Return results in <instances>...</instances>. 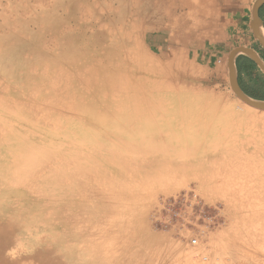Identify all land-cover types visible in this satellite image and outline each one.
I'll return each instance as SVG.
<instances>
[{
  "label": "rangeland",
  "instance_id": "1",
  "mask_svg": "<svg viewBox=\"0 0 264 264\" xmlns=\"http://www.w3.org/2000/svg\"><path fill=\"white\" fill-rule=\"evenodd\" d=\"M255 1L0 0V264H244Z\"/></svg>",
  "mask_w": 264,
  "mask_h": 264
},
{
  "label": "bare ground",
  "instance_id": "2",
  "mask_svg": "<svg viewBox=\"0 0 264 264\" xmlns=\"http://www.w3.org/2000/svg\"><path fill=\"white\" fill-rule=\"evenodd\" d=\"M253 108H255V107H253ZM151 132H152V130H151ZM158 132H159L158 128L153 129V132L151 134V138L154 139ZM35 148H36V145L31 142L30 150L32 151ZM160 156L161 157L159 159V162H157V163H158V165L162 166L161 164L163 161H165V158H164L163 154H161ZM257 172L258 171H256L254 168V171H252V172L250 171V174H247V175L249 176V178H252L254 176H257V174H258ZM163 178H164V175L160 173L158 179L162 181ZM261 183L264 184V181H262ZM230 185L233 186L234 185L233 182ZM254 186L257 187V184H254ZM258 186L260 187V189L262 188V184L261 185L259 184ZM251 189H255V188L252 187ZM260 189L259 188L255 189V191H257L256 192L257 195L255 197L251 196V200L248 204L249 213H248L247 217L244 218L243 225H245V223H247L246 225L261 224L263 226L259 229V232L256 235H254L255 237L253 236L251 239L247 240L246 245L249 248L244 247V249H245L244 251L246 252V256H247L244 264H264V195L263 194L260 195L262 192ZM249 193H251V192H249ZM261 247H262L261 251H258L259 250L258 248H261ZM240 249L241 248H239L238 250L235 251V257L239 263H240V257L239 256L241 254ZM256 249H258V250H256Z\"/></svg>",
  "mask_w": 264,
  "mask_h": 264
},
{
  "label": "water",
  "instance_id": "3",
  "mask_svg": "<svg viewBox=\"0 0 264 264\" xmlns=\"http://www.w3.org/2000/svg\"><path fill=\"white\" fill-rule=\"evenodd\" d=\"M263 4H264V0H256L255 3L253 4L251 27L254 36L259 40V42L264 48V34L261 31L262 20L259 14V10ZM239 54H244L247 57H249L264 74V60L259 55V53L250 47H246V46L238 47L229 53V58H228L229 76H230V83L232 90L234 91L236 96L245 104H248L257 109L264 110V100H258L248 96L243 91V89L241 88L238 82L235 59Z\"/></svg>",
  "mask_w": 264,
  "mask_h": 264
},
{
  "label": "crops",
  "instance_id": "4",
  "mask_svg": "<svg viewBox=\"0 0 264 264\" xmlns=\"http://www.w3.org/2000/svg\"><path fill=\"white\" fill-rule=\"evenodd\" d=\"M225 8L227 9L228 6ZM259 14L262 20L261 25H263L262 28L264 29V4L260 8ZM253 49L257 50L255 48ZM257 52L259 53V51ZM261 54L262 53H259V55L262 57ZM262 58L264 60V57ZM235 66L237 71L238 82L243 91L248 96L251 95L250 97L252 98L264 100V75L262 74L260 76V70L258 69L257 65L256 67H254L249 57L244 54H239L235 59Z\"/></svg>",
  "mask_w": 264,
  "mask_h": 264
},
{
  "label": "trees",
  "instance_id": "5",
  "mask_svg": "<svg viewBox=\"0 0 264 264\" xmlns=\"http://www.w3.org/2000/svg\"><path fill=\"white\" fill-rule=\"evenodd\" d=\"M251 61H252V60H251ZM252 64H253L254 67H256V64H255L253 61H252ZM250 96H251V95H250Z\"/></svg>",
  "mask_w": 264,
  "mask_h": 264
},
{
  "label": "flooded vegetation",
  "instance_id": "6",
  "mask_svg": "<svg viewBox=\"0 0 264 264\" xmlns=\"http://www.w3.org/2000/svg\"><path fill=\"white\" fill-rule=\"evenodd\" d=\"M261 55H262V57H264V56H263V53H262Z\"/></svg>",
  "mask_w": 264,
  "mask_h": 264
},
{
  "label": "built area",
  "instance_id": "7",
  "mask_svg": "<svg viewBox=\"0 0 264 264\" xmlns=\"http://www.w3.org/2000/svg\"><path fill=\"white\" fill-rule=\"evenodd\" d=\"M194 196H196V195L194 194Z\"/></svg>",
  "mask_w": 264,
  "mask_h": 264
}]
</instances>
